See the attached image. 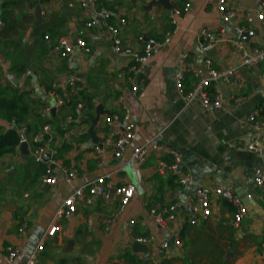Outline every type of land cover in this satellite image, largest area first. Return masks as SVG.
<instances>
[{
  "label": "crops",
  "instance_id": "1",
  "mask_svg": "<svg viewBox=\"0 0 264 264\" xmlns=\"http://www.w3.org/2000/svg\"><path fill=\"white\" fill-rule=\"evenodd\" d=\"M33 1L36 4L32 9L24 6L18 10L30 16L23 18V23L10 32L12 35L0 37V88L6 98L12 92L21 95L28 110L24 117L27 124L35 121V115L46 106L55 110L49 123L52 138L49 148L56 150L58 159L67 168L76 169L79 176L68 184L55 170L56 185H43L44 167L33 162L29 146L26 155L19 149L18 153L0 158V264H7L1 253L7 246L19 251L10 264H24L52 223H57L60 229L46 239L37 264H219L236 256L233 264H264V198L253 183V173L264 169V156L258 158L247 151L253 140L264 145V131L253 129L248 122L249 115L256 111L255 121L264 122V116L259 115L264 106V63L253 70L245 69L233 45L237 39L235 28L246 25L243 13L255 8L253 0H225L236 9V17L228 23L222 22L216 11L217 0H195L187 13L174 18L178 29L169 43L159 48L136 76V92L121 78L132 62L114 53L106 25L101 22L97 27H86L94 10L103 8L99 1L47 0L43 4ZM155 1L102 0L113 11L105 23L118 30L124 46L141 49L140 37L160 41L172 31V12L181 8L184 0H167L170 10L154 5ZM37 7L41 22L35 26ZM65 7L72 12H66ZM44 28L51 30L50 43L39 36V30ZM204 29L215 40L206 55L200 50L199 38ZM77 38L83 39L89 52L77 51L73 57L72 74L82 79V85L73 92L82 90L83 96L92 102L91 111H77L79 118L72 116L70 107L55 109L56 97L45 96V92L54 89L60 91L57 97L67 96L62 87L67 77L65 64L53 52V45L59 39L73 43ZM242 39L249 47L264 49V26L257 22L250 24ZM17 41L24 47L22 52L20 46H15ZM184 54L196 65L208 57L216 69H236V80L220 85L221 110L209 112L195 104L186 105L177 94L174 76L178 60ZM190 87L191 80L187 78L185 92ZM122 105L138 127L137 137L120 158L114 157L111 145L95 155L87 131L96 109L101 107L102 115L93 134L100 143L111 138L102 126L103 116L120 111ZM68 117H73L68 123L69 138L63 139L60 126ZM7 128L8 123L0 116V132ZM157 134L161 145L179 155L178 172L160 171V161L166 165L173 162L163 154H149L141 167L129 162L131 150ZM107 174H111L109 194L126 184L135 189L125 212L112 224L106 225V221L115 213L116 205L108 198H97L91 205L78 202L72 218L55 219L58 207L68 195L84 183ZM185 177L190 182L181 185L179 181ZM198 186L229 187L238 198L248 195L263 216L257 218L248 213L235 227L228 204L211 197L210 217L190 226L183 208L194 202ZM170 205L178 207L175 221L158 228L148 211ZM130 223H133L131 234ZM22 224L25 229L19 232ZM174 232L179 235L181 249L171 247L166 254L156 256V247ZM132 238L151 241L147 255L131 251ZM76 248L78 254L73 255ZM60 251L65 255H60Z\"/></svg>",
  "mask_w": 264,
  "mask_h": 264
},
{
  "label": "built area",
  "instance_id": "2",
  "mask_svg": "<svg viewBox=\"0 0 264 264\" xmlns=\"http://www.w3.org/2000/svg\"><path fill=\"white\" fill-rule=\"evenodd\" d=\"M93 1L98 2L99 0ZM194 1L195 0H184L181 8L173 10V19H171L170 22L172 31L168 32L162 40L158 41L152 38L140 37L139 40L142 42L141 49L128 48L122 44L118 37V30L105 23L108 21L110 12L104 8L94 10L93 19L86 24V27L91 29L97 27L101 22L106 25L107 31L111 34V43L114 53L118 57L132 62L127 68V71L122 73L121 78L131 84V90L136 92V76L141 74L144 67L154 57L157 50L169 43L171 36L175 34L178 29L174 18L187 13ZM253 4L255 5V8L247 9L243 13L246 25L235 28L237 39L233 42L242 67L247 70H253L260 64L264 63V49L259 47H249L242 39V36L247 32L250 24L257 22L264 26V1L253 0ZM216 11L219 13L222 22L224 23H228L236 17V9L229 6L225 0H217ZM120 24H123V21H120ZM199 38L201 42L200 50L206 55L215 44L213 35L209 30L204 29L200 32ZM44 41L50 43V37L45 36ZM77 51L83 53L89 52L88 47L81 38L75 39L73 43L65 39H59L53 45V52L65 64L67 77L65 78L62 87L64 88V93L67 97L71 96L74 89L82 85L81 77L72 74L73 57ZM187 78L191 80V87L185 92L184 82ZM236 78L237 72L235 68L216 69L212 65L211 59L208 57L204 58L200 65H196L194 60L184 54L178 60L174 76V84L177 94L183 98L186 105L195 104L205 111L214 112L221 110L223 104V95L220 85L230 84L234 82ZM45 96L48 98L56 97L55 109L63 107L65 104L64 99L57 97L52 91L45 92ZM238 100L240 99H237L236 101ZM81 109V105H77L76 110L80 111ZM51 111L52 108L46 106L45 109L39 112L40 119L46 122L49 121L51 119ZM257 114L258 111L249 115L248 122L253 129L264 131V122L257 123L255 121ZM72 120L71 117H68L60 126V133L63 139L69 138L68 123H71ZM8 126L14 128L20 136L19 144L15 147L14 153H18L20 145L25 144L30 147L29 153L33 162L38 165H43L44 168L41 176V183L43 185L48 187L56 185L57 177L55 175V170L68 184L79 176V172L76 169L67 168L63 162L58 159V153L56 150L49 148V139H43V135L51 134V126L49 123L44 124L40 133L34 136L28 135L27 127L25 125H16L14 122H10ZM102 126L109 131L111 138L104 142L92 144V150L95 155H99L106 146L111 145L114 151V157L120 158L124 149L128 147L138 135V127L132 121L129 110L123 105L121 106L120 111L105 114L102 118ZM247 151L256 157L261 158L264 156V145L258 140H253L248 144ZM151 153L163 154L172 158L173 162L170 165H166L163 161L159 162L160 171L167 170L171 173L178 172L181 163L180 157L175 151L167 149L159 143V134L151 138H146L139 145L135 146L130 152L129 162L141 167L144 165L147 156ZM46 156H48L47 160H45ZM110 177L111 174L103 175L98 179L86 182L79 188L75 189L62 201L56 211L55 219L63 221L72 218L77 211L78 202L91 205L97 198H108ZM179 182L181 185H184L190 182V178H182ZM253 183L260 189L264 198V169H258L253 173ZM134 190L135 189L131 184L114 188L111 200L115 203L116 209L115 213L106 221V225L112 224L118 216H121L125 212L134 196ZM211 197L228 204L232 210L234 226L239 227L248 212L233 189L229 187L208 189L198 186L195 189L194 202H188L183 208V212L187 216L189 225L197 226L201 221L210 217ZM177 211V205L157 206L156 208L149 210L148 214L152 217L154 224L158 228H165L168 224L175 221ZM132 226L133 223H130L128 230L130 234ZM24 229L25 225L22 224L19 232H23ZM59 229L60 227L57 223H52L24 264H37L38 258L44 252L46 239L56 234ZM170 239L173 242L172 245L169 244ZM132 242L140 243L146 247L148 244H151L150 240L140 238H132ZM171 247L175 249H181L182 247L179 235L175 232L156 247L155 255L162 256L166 254ZM1 253L4 262L10 264L16 259L19 251L15 247L7 246L1 251ZM262 254L264 255V245L262 247Z\"/></svg>",
  "mask_w": 264,
  "mask_h": 264
},
{
  "label": "trees",
  "instance_id": "3",
  "mask_svg": "<svg viewBox=\"0 0 264 264\" xmlns=\"http://www.w3.org/2000/svg\"><path fill=\"white\" fill-rule=\"evenodd\" d=\"M47 0H37L38 3L45 2ZM36 4L33 0H0V37L4 35H12L11 33L14 31L15 27L20 26L23 23V18H28L30 15L22 14L18 10L27 6V8L32 9V7ZM99 4H102V7L107 9L106 6L102 3V0H99ZM106 4V3H105ZM110 15L108 20L111 17L112 10H108ZM50 29L44 28L39 30V36L44 41L45 36H50ZM11 32V33H10ZM47 90L49 88H46ZM52 90V89H51ZM60 91L58 89H54V94L56 95ZM5 91L0 88V116L4 118V120L9 124L10 122H14L16 125H25L27 127L28 135L34 136L40 133L41 128L44 124L50 123L49 121H42L39 115H35V121L31 124H27L25 121V116L28 114V110L26 105L22 102L21 95L16 92H12L10 98L4 97ZM58 95V94H57ZM84 100V102L82 101ZM65 104L64 106L70 107L72 116L75 118H79L76 107L77 105H81L82 109L79 112L91 111L92 110V102L90 98H87L85 95L83 96L82 90H76L71 94V96L64 98ZM259 115L264 116V106H262L259 110ZM72 117V118H73ZM59 133V131H58ZM85 134H83L82 137ZM20 136L18 132L9 127L7 130L0 132V158H3L6 155L13 154L15 147L19 144ZM44 140L52 142L51 134L43 135ZM236 257L233 259H225L219 264H233L236 260Z\"/></svg>",
  "mask_w": 264,
  "mask_h": 264
},
{
  "label": "water",
  "instance_id": "4",
  "mask_svg": "<svg viewBox=\"0 0 264 264\" xmlns=\"http://www.w3.org/2000/svg\"><path fill=\"white\" fill-rule=\"evenodd\" d=\"M154 5H161L162 7L170 10L171 7L170 5H168L167 3V0H156L154 3ZM64 10L66 12H72L70 9L68 8H64ZM34 15H35V18H36V23H35V26L38 25V23L41 22V19H40V8L37 7L35 12H34ZM243 37V36H242ZM54 112L55 110L53 109L51 111V116L54 115ZM100 115H102V110H101V107H98L96 109V112H95V118L93 120H91V126L89 127V130L87 131V134L90 136L91 140H92V144H97V140L93 134V130H94V127L96 126L98 120H99V117ZM20 152L21 154L23 155H26L27 154V149H26V145L23 144V145H20ZM48 156L45 157V160H47ZM113 196V192H111L108 196V200L111 201V198ZM242 202V204L246 207V210L247 212L253 216V217H259L261 218L263 215L262 213L260 212L259 208L255 205V203L251 200V198L248 196V195H243L241 196V198H239ZM172 240L170 239L169 240V244L172 245ZM68 246H72V243H68ZM130 247H131V251L135 254H143V255H147L148 254V249L145 245H142L140 243H137V242H133L132 244H130Z\"/></svg>",
  "mask_w": 264,
  "mask_h": 264
},
{
  "label": "rangeland",
  "instance_id": "5",
  "mask_svg": "<svg viewBox=\"0 0 264 264\" xmlns=\"http://www.w3.org/2000/svg\"><path fill=\"white\" fill-rule=\"evenodd\" d=\"M15 46H20L21 47V52L24 50V47H22V43L17 41ZM78 254V248H76L73 252V255H77ZM60 255H65V253H63V251H60Z\"/></svg>",
  "mask_w": 264,
  "mask_h": 264
}]
</instances>
